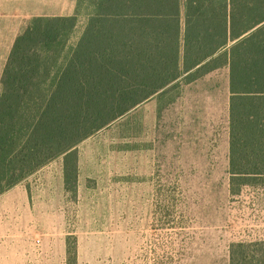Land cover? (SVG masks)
<instances>
[{
    "label": "trees",
    "instance_id": "obj_1",
    "mask_svg": "<svg viewBox=\"0 0 264 264\" xmlns=\"http://www.w3.org/2000/svg\"><path fill=\"white\" fill-rule=\"evenodd\" d=\"M263 2L184 0L181 11L180 0H76L72 16L31 18L0 80V194L59 157L64 190L75 194L80 142L223 68L229 191L264 185ZM81 15L86 24L69 48ZM66 262L76 263L72 236ZM228 264H264V236L231 243Z\"/></svg>",
    "mask_w": 264,
    "mask_h": 264
},
{
    "label": "rangeland",
    "instance_id": "obj_2",
    "mask_svg": "<svg viewBox=\"0 0 264 264\" xmlns=\"http://www.w3.org/2000/svg\"><path fill=\"white\" fill-rule=\"evenodd\" d=\"M51 1L0 0L2 64L33 15L75 10ZM185 86L80 142L76 193L55 198L36 234L74 237L75 264H228L231 243L262 238L264 185L229 191L228 70Z\"/></svg>",
    "mask_w": 264,
    "mask_h": 264
},
{
    "label": "crops",
    "instance_id": "obj_3",
    "mask_svg": "<svg viewBox=\"0 0 264 264\" xmlns=\"http://www.w3.org/2000/svg\"><path fill=\"white\" fill-rule=\"evenodd\" d=\"M51 2L73 3V0ZM73 13L35 14L32 18L68 17ZM9 52L10 50L7 51L2 64L0 45V80ZM206 76L185 87L201 81ZM59 158L0 194V264H66L67 237L36 234L41 225L42 213L47 211L49 205L54 204L60 193L65 192L62 158Z\"/></svg>",
    "mask_w": 264,
    "mask_h": 264
},
{
    "label": "built area",
    "instance_id": "obj_4",
    "mask_svg": "<svg viewBox=\"0 0 264 264\" xmlns=\"http://www.w3.org/2000/svg\"><path fill=\"white\" fill-rule=\"evenodd\" d=\"M36 243L38 244L39 242H38V241H36Z\"/></svg>",
    "mask_w": 264,
    "mask_h": 264
}]
</instances>
